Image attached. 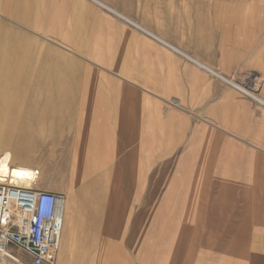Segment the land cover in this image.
<instances>
[{
  "label": "crops",
  "instance_id": "obj_1",
  "mask_svg": "<svg viewBox=\"0 0 264 264\" xmlns=\"http://www.w3.org/2000/svg\"><path fill=\"white\" fill-rule=\"evenodd\" d=\"M202 14V0H0L1 66L34 75L35 86L22 90L55 92L81 122L102 108L98 121L114 122L108 128L118 133L108 137L125 139V149L116 154L133 156L134 139L151 124H164L151 135L164 138L177 121L178 130L200 149L203 172L218 155V162L229 164L219 163L218 170L238 179H264V105L203 67L232 79L219 53L244 49L257 36L247 29L218 46L213 44L217 25L204 24ZM75 92H82V102H75ZM75 106L81 107L77 113ZM51 138L59 147V137ZM256 163L261 166L255 173ZM79 229L68 236L63 227L60 249L67 264H77L74 251L80 244L84 250L87 245L114 250V230L96 232L87 242L80 240ZM106 256L112 262V253ZM24 259L32 264L31 257Z\"/></svg>",
  "mask_w": 264,
  "mask_h": 264
},
{
  "label": "rangeland",
  "instance_id": "obj_2",
  "mask_svg": "<svg viewBox=\"0 0 264 264\" xmlns=\"http://www.w3.org/2000/svg\"><path fill=\"white\" fill-rule=\"evenodd\" d=\"M249 1L202 0L203 22L207 25L243 22L242 16L247 14L244 7L248 4L244 2ZM238 11H240L239 15ZM203 28L209 29V27ZM248 31H252L251 34L257 38L247 41L244 49H238L239 46H235L236 50L226 53L224 57L219 53L218 59L225 58L226 67L232 73H229V76L240 82L246 92L248 91L247 93L255 92L258 96L264 97L262 94L264 91V27L248 28ZM213 35L217 38L213 40V44L221 46L223 40L233 33L225 30ZM1 65L3 60H0V153L9 151L13 154L14 165L17 164L16 161H22L38 170L40 177L34 187L69 197L72 207L77 205L83 210L88 201L86 188L89 179L84 177L85 182L80 184L83 178L75 171L76 167L84 166L82 163L75 162V158L79 157V151L86 152L85 159L90 162L87 165L101 167L109 163L111 158L117 155V151L125 149L123 145L125 139L108 137L116 136L118 133L108 128L110 125L114 127V122L98 121V110L102 108L97 107L93 118L81 122L79 115H69L70 108L62 105L66 101L57 98L55 92L22 90L25 87L35 86L34 75H22L19 73L22 72V67L19 66L2 67ZM246 79L250 81L246 82ZM36 86L44 87L45 85ZM246 92L241 94L250 96ZM75 93V102H82L80 99L82 92ZM167 99L169 98H166V101ZM80 108L75 106L71 109L77 113L76 111ZM172 124L174 128H177L179 122L175 121L170 125ZM155 125L158 128L164 124ZM156 128L151 124V128L140 135H155ZM174 128L164 133L166 134L164 138H151L152 144L140 149L141 152L146 153L139 155V158L144 159L139 163L142 167L141 171L147 175L145 194L138 199L128 194L123 195L119 202H114L111 191L107 190L104 195L99 193L101 212L94 225L86 216L84 209L83 214L86 218L83 216L85 219L80 225V240L90 242L92 234L100 233L105 229L106 231L114 230L117 243L111 252L90 250V245H87V249L84 250L80 244L74 251L77 264H179V262L192 264V261L200 258L199 254L203 252L202 264H214L216 260L220 261L219 259L225 263L226 257L223 256L221 249L228 247L229 250L232 244L231 232L250 231L262 233L264 237V179L257 177L249 180L238 179L218 170L217 166L220 163L218 155L212 156L214 163L211 162L208 170L203 172L201 163H198L201 158L200 149L195 145L194 140L185 137L188 133ZM160 134L161 132L158 135ZM53 136L59 137L60 145L57 148H54L53 142L56 140L51 138ZM26 151L32 153L28 160H34L35 156L37 160H26L24 155ZM260 166L256 163L251 166V169L256 173ZM225 183L232 185L228 187ZM150 193L153 206H159L156 212L159 219H154L158 221V224L153 227L156 233L151 232V245L148 247L144 244L143 248L139 245L138 248L136 239L144 233L141 230L143 228L141 223H145L146 216L143 214L147 210ZM166 194L168 198L166 197L163 203V195ZM71 196L76 199L73 200ZM162 205L165 207L162 208ZM172 206L173 210L170 213ZM176 210L179 211L181 227L173 228L172 218ZM163 211L167 212L164 214ZM248 215L257 217L256 222L253 220L255 224L249 228L242 224V217ZM137 228L139 235H137ZM157 233L158 240L153 241ZM200 241H203L205 246L198 245ZM260 246L262 253L260 257L255 258V264H264V238ZM110 253L113 255L110 257L112 262L105 258L106 254ZM58 255L57 253V257Z\"/></svg>",
  "mask_w": 264,
  "mask_h": 264
},
{
  "label": "bare ground",
  "instance_id": "obj_3",
  "mask_svg": "<svg viewBox=\"0 0 264 264\" xmlns=\"http://www.w3.org/2000/svg\"><path fill=\"white\" fill-rule=\"evenodd\" d=\"M244 3H248V4L245 5L247 7H244L247 10V12H246L247 14L245 16H242L243 18L241 20L243 22H239L236 24L231 22V23H225V24L217 25L216 26L217 32L218 31L224 32V28H225V30L233 33V35H230L229 37L235 38L239 34L244 32L245 30H247L248 28H257L258 29V28L264 27L263 26V22H264V0H250L249 2H244ZM237 14L239 15L240 11H238ZM226 53H228V52H225L223 54V57L225 56ZM196 61L199 62L200 65L203 64L202 62H200L198 60H196ZM222 62L224 63V65H226L225 58H222ZM203 67L207 68L214 75L218 76L219 80L234 86L236 89H238L241 92H246V90L243 88V85H241L240 82L238 83L234 79L226 77L223 73L219 72L218 70H212V68H210L211 66L210 67L203 66ZM248 94H250V96L254 100H256L258 103H260L261 105H264V98L263 97L258 96L255 92L247 93V95ZM169 101L176 106H178L180 104V100L176 99V98L175 99L171 98V99H169ZM85 120H86V118H85ZM140 137H141L140 140H138L137 138L134 139V142L137 146V151L133 156L126 157L125 154L123 155L122 152H119L116 156L111 158L109 163H106L105 165H103L101 167L94 166L91 164L87 165V163H90V162L87 159H85L87 157L86 152L79 151V157L75 158V162L76 163H82V164H84V166L76 167L75 171L77 172V174L81 178H83L80 181V184L85 182V178H87V180L89 179V182L87 181L88 182L87 188H86L87 191L85 190L86 191V198L88 201H87V205L86 206L84 205L83 210H82V208H79L77 205L72 207L71 203H70V198L69 197L66 198V201L63 205L64 233L68 232V236H71V235L75 234V232H77L78 228L83 223V220L86 218L83 214L84 209H85L84 212H85L86 216L88 217V219L91 220V223L93 225L97 223L96 221H98V217H99V214L101 212V207L99 204L100 203L99 193L104 195V193L107 190H109V191H111V196L114 197V199H112V200L114 202H119L120 197L121 196L123 197V195L128 194L130 197L133 196V197L138 199L139 196H141L142 194H145L147 192V188L145 186V184H146L145 179L147 178V175L142 173L143 172V171H141L142 167L139 165V163L143 162L144 159L139 158V155L140 154H146L145 152H141L140 149L145 147V146L152 144L153 141L151 139L152 138L151 135L148 137L147 135L142 134ZM157 139H158V136H157ZM79 146H81V144H79ZM31 155H32V153H30V151L25 152L26 159H29ZM34 158L36 159L37 157L35 156ZM148 159L149 158H147V160ZM25 165L26 164L23 165L24 167L22 165H17V164L14 165L13 164V154L9 151H7L4 154L0 153V175L6 176L8 174H12L15 178L24 179L25 180L24 183L28 187V186L32 185L30 183V181L35 179L37 177V175H38V180H39L40 172L38 170L32 168V167H29L30 165L29 166H25ZM17 172L24 173V175L14 174ZM258 172H260V171H258ZM262 175H264V174H262ZM97 189H98V194H97ZM76 193H77V191H76ZM76 193H75V195H76ZM151 193L148 194V204H147V208H146L147 210L143 214L146 217H144L145 223H143V222L141 223V225L143 227L141 230L144 232L141 234V237L139 235L140 232L137 228V230H138L137 235H139V237L136 239L137 240L136 244H137L138 248H139V245H140V247L142 246V248H143L144 244H146L149 247L152 243L151 242V232L153 231V233H156L155 230H153V227L156 224H158V221L156 222L154 219H159V215H158V213H156V212H158L159 206H156V207L153 206ZM153 194H154V192H153ZM166 197L168 198L167 194L163 195V203H165ZM71 198H72V196H71ZM74 199H76V198H74ZM164 207L165 206L162 205V208H164ZM172 210H173V206L170 210V213L172 212ZM214 210H216V209H214ZM163 212L165 214L167 211H163ZM178 212L176 210L175 211L176 215L174 214V217L172 218L173 219L172 226H174L173 228L181 227V225H180L181 224V218H180V215ZM154 213H156V214L154 215ZM163 216L161 218H163ZM165 217H167V216H165ZM228 219H230V218H228ZM256 219H257V217L250 216V215L242 217V224L244 227L249 228L255 224L254 221ZM208 220H211V219H208ZM138 221H139V216H138L137 222ZM207 222L209 223V221H207ZM160 225H161V223H160ZM263 225H264V223H263ZM158 227L159 226H157V228ZM190 227H192V226H190ZM229 227H232V226H229ZM204 228H206V227H204ZM259 234H261V236ZM227 235L229 236V233H227ZM157 236H158V233L156 234V236L154 235L153 241L158 240ZM263 238L264 237H262V233L243 231V230L231 232L230 233V242H232V244L229 247V250H228V247H223L221 249V252L224 253L223 256L226 257L225 263H223L222 259H219L220 261L216 260V263H214V264H255V258L260 257V254L262 253V247L260 245H261V242L263 241ZM198 245H200L201 247L205 246L203 241H200V243ZM57 253L59 254L58 255V264H67V262L65 261L66 252L63 250V247H61V249ZM185 253H186V251H185ZM203 254H204V252L200 253L199 254L200 258L196 259L195 261L193 260L192 264H195L196 261H197V264H202L201 261L204 260L202 258ZM190 257L192 258V255ZM182 260H184V258ZM170 261H171V259H170ZM179 264H180V262H179Z\"/></svg>",
  "mask_w": 264,
  "mask_h": 264
},
{
  "label": "built area",
  "instance_id": "obj_4",
  "mask_svg": "<svg viewBox=\"0 0 264 264\" xmlns=\"http://www.w3.org/2000/svg\"><path fill=\"white\" fill-rule=\"evenodd\" d=\"M0 175V264H56L64 227L62 194Z\"/></svg>",
  "mask_w": 264,
  "mask_h": 264
},
{
  "label": "snow or ice",
  "instance_id": "obj_5",
  "mask_svg": "<svg viewBox=\"0 0 264 264\" xmlns=\"http://www.w3.org/2000/svg\"><path fill=\"white\" fill-rule=\"evenodd\" d=\"M14 174H16V175H24V173H19V172L14 173Z\"/></svg>",
  "mask_w": 264,
  "mask_h": 264
}]
</instances>
